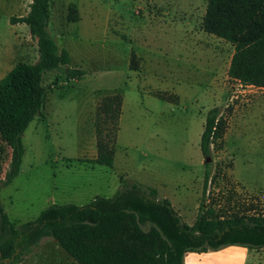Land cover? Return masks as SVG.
I'll list each match as a JSON object with an SVG mask.
<instances>
[{
  "label": "rangeland",
  "instance_id": "obj_1",
  "mask_svg": "<svg viewBox=\"0 0 264 264\" xmlns=\"http://www.w3.org/2000/svg\"><path fill=\"white\" fill-rule=\"evenodd\" d=\"M29 2L0 0V77L36 58L27 26L9 22ZM205 2L49 0L46 30L68 52V66L84 74H43L41 115L20 135L23 153L9 183L1 181L9 148L0 141V206L10 221L31 220L52 203L111 197L131 181L193 199L196 214L211 207L222 216L264 215V87L227 77L232 46L202 30ZM70 3L74 21L67 20ZM115 93L121 105L112 164H88L95 106ZM212 107L224 131L202 154L199 135ZM246 264H264V247L250 249Z\"/></svg>",
  "mask_w": 264,
  "mask_h": 264
},
{
  "label": "trees",
  "instance_id": "obj_2",
  "mask_svg": "<svg viewBox=\"0 0 264 264\" xmlns=\"http://www.w3.org/2000/svg\"><path fill=\"white\" fill-rule=\"evenodd\" d=\"M48 7L49 0H30L25 14L9 17L11 24L27 26L35 39L37 57L33 62L18 61L0 77V141L9 148L3 183L18 172L22 131L41 115L43 74L56 70L66 79L84 74L83 69L68 66V52L58 48L47 32ZM67 20H75L71 3ZM200 25L231 44L229 79L264 87V0H206ZM120 105L121 96L115 93L102 96L95 106V155L86 163L112 164ZM223 131L224 120L215 107L210 108L202 123L199 151L207 154ZM200 209L193 222L186 224L154 187L137 181L122 182L111 197L96 195L84 205L49 204L35 218L19 223L10 221L0 206V259L17 261L43 237L51 238L76 264H182L187 251L226 245L248 250L264 247V215L222 216L211 207Z\"/></svg>",
  "mask_w": 264,
  "mask_h": 264
},
{
  "label": "crops",
  "instance_id": "obj_3",
  "mask_svg": "<svg viewBox=\"0 0 264 264\" xmlns=\"http://www.w3.org/2000/svg\"><path fill=\"white\" fill-rule=\"evenodd\" d=\"M191 190L193 189H190V191ZM158 196L160 198H166L170 202L171 206L178 213L183 222H185L186 224H191L193 222L196 215V212L194 210L196 204L194 203L193 199L188 198V202L185 198H170L161 194H158ZM19 222L24 221H15L14 223ZM43 240L46 241L43 242L45 244V246H43L44 248L42 247V249L36 250V247L40 245L41 241ZM42 251H45L48 255H40V252ZM248 253L249 250L240 245H226L215 250H206L199 252L187 251L182 257V264H246ZM49 254L52 257H49ZM44 258H46V261L49 262H47L48 264H76L69 257H67L64 252L57 246V244L49 237L41 238L36 246H33L28 252L22 254L17 261L9 263V259L3 258L0 259V262L2 264H36L40 262L41 264L43 263Z\"/></svg>",
  "mask_w": 264,
  "mask_h": 264
},
{
  "label": "water",
  "instance_id": "obj_4",
  "mask_svg": "<svg viewBox=\"0 0 264 264\" xmlns=\"http://www.w3.org/2000/svg\"><path fill=\"white\" fill-rule=\"evenodd\" d=\"M205 161H208V157H205V159H204Z\"/></svg>",
  "mask_w": 264,
  "mask_h": 264
}]
</instances>
